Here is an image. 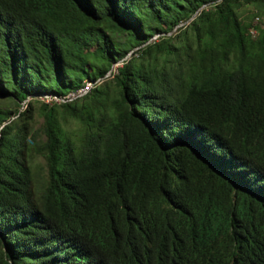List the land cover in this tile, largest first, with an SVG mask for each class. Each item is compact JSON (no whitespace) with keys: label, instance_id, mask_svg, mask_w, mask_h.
Wrapping results in <instances>:
<instances>
[{"label":"trees","instance_id":"16d2710c","mask_svg":"<svg viewBox=\"0 0 264 264\" xmlns=\"http://www.w3.org/2000/svg\"><path fill=\"white\" fill-rule=\"evenodd\" d=\"M244 5L264 15L0 0V264H264V24ZM108 71L107 113L97 82L40 100L38 128L18 111Z\"/></svg>","mask_w":264,"mask_h":264},{"label":"rangeland","instance_id":"374dc122","mask_svg":"<svg viewBox=\"0 0 264 264\" xmlns=\"http://www.w3.org/2000/svg\"><path fill=\"white\" fill-rule=\"evenodd\" d=\"M238 16L239 18L243 21V22H250L253 23L254 22V16H258L260 18V22H262L264 24V15L261 13H258L257 10L252 7L251 5H244L241 6L238 11ZM182 23H180L178 26H180ZM172 34H175V30L172 31ZM161 34H155L151 37L152 40H157L158 36ZM136 48H133L132 50L129 51L128 55L135 50ZM114 66L117 64H113ZM110 77L109 74H105L103 79H98L96 80V82L101 85V88L103 90L104 95L106 96V100L104 102L105 106H104V113H107L109 109H112L114 107V98L118 97V93L115 89V86L113 84V82H111V80L108 78ZM43 95H39L38 97H28L25 100H23L22 102H20L19 107H18V111H21L25 108H27L26 106V102L29 101L31 104V110H30V118H29V122L32 125V127L34 128H38L41 124L42 118L41 116L37 113L36 111V106L38 105L39 101L43 100L46 101L48 100V98L46 96ZM70 126H73L72 123L69 124ZM35 164H37V168L42 169V159L40 157H36L35 158Z\"/></svg>","mask_w":264,"mask_h":264},{"label":"built area","instance_id":"2783aa9c","mask_svg":"<svg viewBox=\"0 0 264 264\" xmlns=\"http://www.w3.org/2000/svg\"><path fill=\"white\" fill-rule=\"evenodd\" d=\"M258 16H254V21L258 20ZM249 32L251 33V35H254V29H250ZM119 65L120 62L114 63ZM117 65H112L111 70L114 71L115 67ZM110 71H108L106 74H109ZM96 81H89V80H85L84 83L76 88L73 91H69L67 92L65 95L59 96V95H55V94H45L44 96H46L48 98V100H46V102L49 101H54L56 103H60V102H67V101H71L74 99H78L80 97H82L83 95H85L88 90L92 87L93 83H95Z\"/></svg>","mask_w":264,"mask_h":264}]
</instances>
